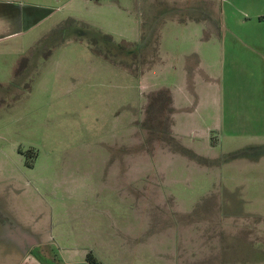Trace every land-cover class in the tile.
<instances>
[{
	"label": "rangeland",
	"instance_id": "rangeland-1",
	"mask_svg": "<svg viewBox=\"0 0 264 264\" xmlns=\"http://www.w3.org/2000/svg\"><path fill=\"white\" fill-rule=\"evenodd\" d=\"M1 1L0 264H264V0Z\"/></svg>",
	"mask_w": 264,
	"mask_h": 264
},
{
	"label": "crops",
	"instance_id": "crops-1",
	"mask_svg": "<svg viewBox=\"0 0 264 264\" xmlns=\"http://www.w3.org/2000/svg\"><path fill=\"white\" fill-rule=\"evenodd\" d=\"M5 0L1 1L3 3ZM8 2H6V4L9 5V10L7 11L9 13V15L11 16L10 17V23L12 22H18L17 21V16L19 14V10H15L14 9V6L15 3H13V0H7ZM1 3V4H3ZM12 7V8H11ZM212 7V12L213 14L215 15V20H217V16L219 15L220 16V19L222 21H224V19L228 18L227 15L225 17V13L226 11L223 9V0H222V3L218 4L217 2L212 4L211 5ZM240 12V11H238ZM260 13H256L255 14V17L258 18V22L259 21H264V14H263V11L262 9L259 11ZM241 19V18H240ZM239 19V21H240ZM16 20V21H15ZM243 20H241L242 22ZM17 24V23H16ZM18 25V24H17ZM259 25H263L261 22ZM28 26V25H27ZM17 28V26H16ZM264 28V27H263ZM18 31V29H17ZM16 31V32H17ZM238 38L240 39L242 37V34L238 33L237 34ZM233 44V43H232ZM237 45H242L244 46L245 49H247V46H249V48H251L252 50L256 51V50H259V52H261L260 54H264V32H261L260 34H258L256 37L253 38V41L250 43V42H241V43H237ZM230 52V50H229ZM173 98V97H172ZM7 210V209H6ZM4 209L5 211V215L0 217V222H2L1 225H5L6 223L5 222H8L10 226H13V225H16L19 227V229H21L22 231H24V237L28 236V237H31L32 235H34L30 230V226L28 225L27 226V223H21L20 222V217H18L15 212H13L12 210L11 211H7ZM6 220V221H5ZM22 225V226H21ZM27 226V227H26Z\"/></svg>",
	"mask_w": 264,
	"mask_h": 264
},
{
	"label": "trees",
	"instance_id": "trees-1",
	"mask_svg": "<svg viewBox=\"0 0 264 264\" xmlns=\"http://www.w3.org/2000/svg\"><path fill=\"white\" fill-rule=\"evenodd\" d=\"M163 100V101H162ZM171 102H172V97L170 95V93L166 90V89H162L159 90L156 95H154L152 97V102L150 103L149 109H154L156 111L158 110H163V107H167L168 105H170V108L168 110L169 114H171L172 111V107H171ZM158 105V108H157ZM88 260H90L91 262H93L94 257L92 254L88 255Z\"/></svg>",
	"mask_w": 264,
	"mask_h": 264
}]
</instances>
